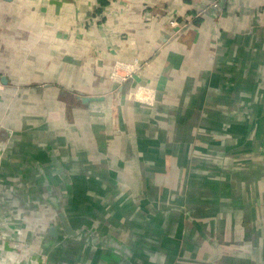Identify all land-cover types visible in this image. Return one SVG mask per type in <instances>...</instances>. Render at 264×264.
Listing matches in <instances>:
<instances>
[{"label": "crops", "instance_id": "0c3cea01", "mask_svg": "<svg viewBox=\"0 0 264 264\" xmlns=\"http://www.w3.org/2000/svg\"><path fill=\"white\" fill-rule=\"evenodd\" d=\"M206 5L0 0L2 264H264V0Z\"/></svg>", "mask_w": 264, "mask_h": 264}, {"label": "built area", "instance_id": "2783aa9c", "mask_svg": "<svg viewBox=\"0 0 264 264\" xmlns=\"http://www.w3.org/2000/svg\"><path fill=\"white\" fill-rule=\"evenodd\" d=\"M233 1L234 0H206V3H207L206 11H213V10L221 11V9L225 5ZM175 21H176L175 18H172L170 20V23L172 25H175ZM12 248H13V253L15 254L17 261L16 263L11 261V262H8L7 264H47L48 263L47 255L44 256L43 254L39 252L35 253L31 251L29 246H27L24 243L13 244ZM3 253H4V246H3L2 240L0 239V255ZM0 264L2 263L0 262Z\"/></svg>", "mask_w": 264, "mask_h": 264}, {"label": "water", "instance_id": "95a60500", "mask_svg": "<svg viewBox=\"0 0 264 264\" xmlns=\"http://www.w3.org/2000/svg\"><path fill=\"white\" fill-rule=\"evenodd\" d=\"M76 98L82 103V104H87L88 102H91V101H96L98 100L99 98H96V97H89V96H84L82 94H78L76 96ZM52 164L54 165V168H55V172L57 174H60V175H63V169L61 168V166L59 165V163L57 162L56 158L55 157H51L50 158ZM41 174L44 178V187H45V191H46V194L49 195V198H50V194H51V185L49 184V181L46 180L45 178V174L43 171H41ZM52 202H53V205L55 206V202L50 199ZM57 217H58V221H59V224H60V228L62 230V232L64 233V235L66 237H71V236H74L75 235V232L72 230L71 226L68 224L67 220H66V217L64 215L63 212L59 211L57 213ZM49 231V234L51 237H57V229L55 227H49L48 229ZM103 246H111V244L113 245L114 243L110 240V237L106 238L105 242L101 243Z\"/></svg>", "mask_w": 264, "mask_h": 264}, {"label": "rangeland", "instance_id": "374dc122", "mask_svg": "<svg viewBox=\"0 0 264 264\" xmlns=\"http://www.w3.org/2000/svg\"><path fill=\"white\" fill-rule=\"evenodd\" d=\"M78 162V161H77ZM70 182H72V181H70ZM81 191V190H80ZM80 193V192H79ZM78 201H80V199H78L76 202H78ZM81 201H80V203H76V205H74V202H73V200H72V197H71V194L69 195L68 194V197H67V199H65V200H63V201H61V208H62V210L63 209H69V208H71L72 209V211H73V207H75V211H77L76 212V214H80V212H81ZM45 207V206H44ZM37 212H40L39 211V209H38V211ZM60 238H62V237H60Z\"/></svg>", "mask_w": 264, "mask_h": 264}]
</instances>
